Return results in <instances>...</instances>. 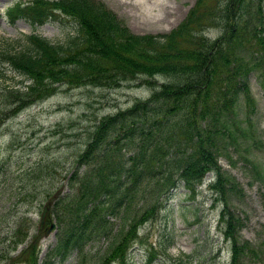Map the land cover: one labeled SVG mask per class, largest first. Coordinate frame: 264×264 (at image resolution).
Instances as JSON below:
<instances>
[{
    "label": "trees",
    "instance_id": "16d2710c",
    "mask_svg": "<svg viewBox=\"0 0 264 264\" xmlns=\"http://www.w3.org/2000/svg\"><path fill=\"white\" fill-rule=\"evenodd\" d=\"M261 6L262 0H196L165 35H136L95 0L19 1L6 11L11 23L23 19L40 27L60 19L61 13L76 25L66 46L31 34L17 52L13 45L0 48V80L2 65L7 64L29 82L0 93L8 118L54 95L57 85L114 89L144 77V85L151 89L148 99L103 117L95 126L78 157L69 199L56 214V244L48 258L64 260L90 234L112 233L113 238L121 236L100 264H127L130 237L157 206L147 207L141 218L126 224L133 197L153 178L169 180L170 172H178L176 180L160 186L180 181L194 193L207 173L214 175L208 187L224 203L219 220L231 242L230 264L264 263V240L254 246L238 238L244 221L231 211L228 197L242 195V189L218 164L223 153H240L242 144L256 136L253 125H243L235 109L241 94L248 113L254 109L248 78L264 64ZM212 29L219 31L215 38L205 35ZM157 77L165 81L158 84ZM262 89L264 94V84ZM252 143L259 145V138ZM129 148L134 153L124 159L121 149ZM251 149L245 146L239 154L246 164ZM81 166L84 169L77 172ZM250 170L258 178L253 164ZM111 217L120 221L115 231ZM21 234L24 237L16 244L28 236ZM40 239L37 229L15 260L37 264ZM48 258L43 264H51Z\"/></svg>",
    "mask_w": 264,
    "mask_h": 264
},
{
    "label": "rangeland",
    "instance_id": "374dc122",
    "mask_svg": "<svg viewBox=\"0 0 264 264\" xmlns=\"http://www.w3.org/2000/svg\"><path fill=\"white\" fill-rule=\"evenodd\" d=\"M19 1L28 0H0L3 16L0 23L1 49L13 45L14 52H17L25 47V38L31 34L60 46H66L75 36V23L59 12L57 16L60 19L48 21L41 27H34L23 19L11 23L5 13ZM95 1L102 3L136 35H165L178 26L196 0H158L151 12H147L140 3L153 0ZM261 8L264 19V0ZM218 33V30L212 29L205 35L215 38ZM2 69L0 93L4 88H21L24 77L7 64H3ZM144 79L137 78L114 89L95 88L87 84L79 87L57 85L54 95L9 118L6 116L7 108L0 100V113L4 112L0 116V264H28L15 258L36 234L43 205L55 194L58 203L50 207L40 229L41 239L37 246V264L48 261L47 252L56 244V214H61L63 203L69 199L73 189V172L85 143L103 117L126 110L135 101L150 97L151 89L144 85ZM163 81V77L155 78L158 84ZM263 84L264 64L252 71L248 78L254 109L248 113L242 94L235 109L238 120L243 125L251 123L256 131L257 137L253 135L250 141L246 140L240 147V153L245 146L252 148L249 150V164L256 167L258 178L252 174L250 165L239 157L240 153H223L218 160L222 171L236 179L242 189V195L228 197L229 208L244 221V226L237 233L238 238L254 246L264 240ZM258 138L259 145L253 144ZM130 151L131 148L121 149L120 155L125 159L134 153ZM83 169L81 166L77 172ZM169 175V180L156 177L146 182L133 197L126 213L130 221L126 224L141 218L147 207L157 206L153 214L138 225L135 236L130 237L125 257L127 264H230L231 242L226 240L219 220L224 203L210 187L205 186L214 175L206 174L194 193L180 181L161 187L160 184L165 181L176 180L178 172H170ZM110 220L115 231L120 221L114 217ZM51 222L56 224L55 230L45 235ZM22 231L28 236L23 243L16 244L19 238L24 237ZM18 232L20 235H16ZM120 236L113 238L112 233H93L81 247L70 250L64 260L58 257L48 259L51 264H100V258L111 245L118 243ZM113 264L122 263L116 261ZM247 264L261 263L252 261Z\"/></svg>",
    "mask_w": 264,
    "mask_h": 264
},
{
    "label": "water",
    "instance_id": "95a60500",
    "mask_svg": "<svg viewBox=\"0 0 264 264\" xmlns=\"http://www.w3.org/2000/svg\"><path fill=\"white\" fill-rule=\"evenodd\" d=\"M55 198H56V195L54 194L45 203V205H44V207L42 209V212H41V218H40V224H39L40 228L43 226V223H44V221L46 219V216H47V213L49 211L50 205L55 200ZM55 227H56L55 223H51L50 226L48 227L45 235H48L49 232L54 231Z\"/></svg>",
    "mask_w": 264,
    "mask_h": 264
},
{
    "label": "bare ground",
    "instance_id": "6f19581e",
    "mask_svg": "<svg viewBox=\"0 0 264 264\" xmlns=\"http://www.w3.org/2000/svg\"><path fill=\"white\" fill-rule=\"evenodd\" d=\"M140 4L144 6V9L147 12H151L157 6L158 0H153L152 2H150V1L149 2L148 1H142ZM148 14H152V13H148ZM146 16H148V15H146Z\"/></svg>",
    "mask_w": 264,
    "mask_h": 264
}]
</instances>
